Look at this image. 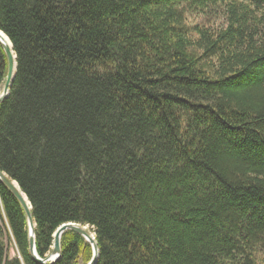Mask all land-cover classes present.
Returning a JSON list of instances; mask_svg holds the SVG:
<instances>
[{
    "label": "trees",
    "instance_id": "obj_1",
    "mask_svg": "<svg viewBox=\"0 0 264 264\" xmlns=\"http://www.w3.org/2000/svg\"><path fill=\"white\" fill-rule=\"evenodd\" d=\"M0 31V171L40 258L74 223L98 264H264V0H0ZM8 68L0 45V92ZM0 264H41L1 183Z\"/></svg>",
    "mask_w": 264,
    "mask_h": 264
},
{
    "label": "water",
    "instance_id": "obj_2",
    "mask_svg": "<svg viewBox=\"0 0 264 264\" xmlns=\"http://www.w3.org/2000/svg\"><path fill=\"white\" fill-rule=\"evenodd\" d=\"M5 35L2 31H0V45L2 49L5 51L7 59H8V75L4 80L2 92L0 93V104L10 95V90L16 75L17 71V56L14 53L13 45H8L3 36ZM0 183L3 184L17 199V201L23 207L27 218H28V227H29V242H30V251L33 257L41 264H55L57 263L62 257V248H61V241L63 235L68 231H73L80 236H82L87 243H89L92 247V258L88 264H98L100 259V249L98 243L96 241L95 234H92L88 231V227H84L78 224L69 223L64 224L58 228V230L54 234V247L52 253L46 258L42 259L38 256L36 250V235H35V222L32 216V205L27 198V196L22 192L20 186L16 181L11 180L5 173L0 171ZM26 196V199L24 198Z\"/></svg>",
    "mask_w": 264,
    "mask_h": 264
},
{
    "label": "bare ground",
    "instance_id": "obj_3",
    "mask_svg": "<svg viewBox=\"0 0 264 264\" xmlns=\"http://www.w3.org/2000/svg\"><path fill=\"white\" fill-rule=\"evenodd\" d=\"M2 36H3V39L5 40V42H6L8 45L11 46V43H10L9 39H8L5 35H2ZM24 198L26 199V196H25V195H24ZM26 201H27V199H26Z\"/></svg>",
    "mask_w": 264,
    "mask_h": 264
},
{
    "label": "rangeland",
    "instance_id": "obj_4",
    "mask_svg": "<svg viewBox=\"0 0 264 264\" xmlns=\"http://www.w3.org/2000/svg\"><path fill=\"white\" fill-rule=\"evenodd\" d=\"M1 92H2V90H1ZM0 92V93H1ZM88 229V231L89 232H91L92 234H94L92 231H91V229L90 228H87ZM10 252H11V254H12V256H14V254H15V251H14V249L12 248L11 250H10ZM82 264V263H81Z\"/></svg>",
    "mask_w": 264,
    "mask_h": 264
}]
</instances>
